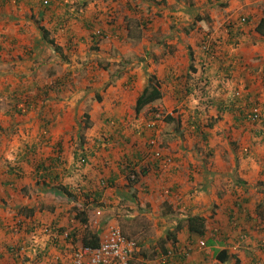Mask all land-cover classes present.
<instances>
[{
  "label": "crops",
  "instance_id": "0c3cea01",
  "mask_svg": "<svg viewBox=\"0 0 264 264\" xmlns=\"http://www.w3.org/2000/svg\"><path fill=\"white\" fill-rule=\"evenodd\" d=\"M39 1L16 0V2H10L0 0V37H3L9 43V48L12 49L11 53L14 56L11 60L5 58L6 56L3 54L0 57V101L1 99L6 100V95L4 98L1 92L6 89L8 91L11 84L9 81L18 83H12L16 87L15 90L19 92L25 90L23 89L25 85L20 83V80L24 79L25 65L28 64L27 66L31 67L34 63L30 59L41 60V58H44V54H42L44 48L42 47H45L46 44L49 53H55V50L63 52L66 49L69 50L72 46L71 42L78 40L79 45H82L87 40L88 32L83 27V22L80 19L77 20L79 22L77 27L74 26L73 29H70L72 27L69 26L67 29H57L56 21L63 12L62 9L66 2L51 0L49 10L43 11L36 7ZM48 1L50 3V0ZM130 1L132 2V0ZM136 1L147 6L145 8L147 11L146 18H142L141 23H139V34L141 30L146 31L148 29L158 37L159 41L153 45L161 50L160 56L145 55L138 71L122 76L116 81L118 89L113 93L117 96L109 99L110 95L103 97L100 102H93L89 112L90 119L94 121V126L92 127L90 121V126L86 128V134L88 135H84L85 140L84 137H75L74 139L71 137L65 139L64 136L53 137V129L58 126L54 125L53 121L60 118L64 119L66 117L65 109L63 107V109H60L52 104H45L42 108H37V103L34 104L35 95L30 97L31 101L29 100V104L31 103L35 107L28 106V110L26 109L24 112L26 115L34 114V116L39 117L36 134H34V124L25 123V121L13 127L11 125L6 127L0 125V135L4 138L2 140L0 137V244L5 247L6 244L8 246L20 243L28 247L21 258L22 261L14 258L11 253L3 248L0 253V264H34V219H38L35 221L37 223H40V220H47L58 223L64 228L76 227L74 229L78 230V236L80 237H82L85 228L96 231L101 237L106 227L116 221L120 212L126 210L127 213L131 212L135 215L145 214L152 221L148 227L143 225L142 231L146 233L139 244L141 246L137 247V251L141 247L140 253H134L135 264H161L158 260L159 257L156 256V250L157 253L160 252L159 240L161 239L166 242L164 243L167 248L176 247L179 252L188 251L185 256H178L175 259L173 257L174 261L168 262V264H206L208 261H214L213 251L215 248L222 249L224 247L220 246L217 240L211 238L209 230L212 228L207 224L208 219H214L213 217L218 219L217 224L212 225L213 229H221L220 231L224 233L225 236H221L223 239L220 237L219 241L230 243L240 231V228L238 229L235 227L236 225L228 222L227 212L234 207V209L243 212L242 218H244L246 212L252 214L256 210L264 211V142L258 141V139H255V142L248 141L243 121H235L237 117L241 119L239 113L247 100L236 101L229 110L222 111L221 106L217 105L220 101L232 97L233 92L231 89L243 83L242 78L244 79V77L248 79L257 78L264 83V35L254 31L256 35L255 43L246 45L244 41L242 42V38H245V36L240 34L238 36L239 51L229 52L239 57V64L235 68L234 66L231 68L232 65H230L229 59H222V61H214V59L207 61V59H204L203 74L204 76L205 74L208 75H206V78L200 77L202 58L199 47L196 46L191 36L187 37L184 34L182 24L185 19L204 24L210 20L209 17L215 18V13H211V8H209L211 4H208L207 0H200L197 2L192 1L194 3L191 2L190 6L185 7L183 6V0ZM69 2L73 3L77 12L80 7L75 4H79L81 1L69 0ZM82 3H84V0ZM124 4L129 3H122L120 6L122 15L117 18V23H124L126 16H132L129 9L126 11L123 7ZM7 8L12 11H5ZM101 8L98 6V9L101 10ZM81 11L84 10L81 9ZM95 12L97 11L94 10L92 13ZM199 14L204 16L199 19ZM86 15H89V13H86ZM161 23H165V26L160 27ZM42 25L48 31L47 40H44V33L40 29ZM117 30L121 31L123 36L121 39H125L127 42L139 40L126 38L127 33L136 35L126 25ZM60 32L63 40L62 36H59ZM30 43H34V49L32 45L29 46ZM227 43L231 47L234 40L228 39ZM117 44L119 45V43ZM83 47H86V45H83ZM250 49L251 53L248 52ZM221 51L225 50L222 49ZM34 56H36L35 59ZM77 56L79 62L84 58L83 54ZM71 59L73 58L71 57ZM73 62L66 61L64 65L68 68L76 67ZM77 66H79V63H77ZM145 71H152L153 75H156L162 96L157 102L149 104L148 107L136 113L134 112L136 98L147 84L150 76V73L149 76H146ZM71 74L72 72L68 71L64 75L57 74L54 76L56 80L58 77L59 79L71 77ZM202 78L210 86L207 100L210 98L216 99L212 106L205 104L203 98L206 97L203 96L200 99V96L182 90L184 85L188 86L190 82L199 81ZM225 81H228V83ZM236 82L238 84H235ZM5 84L7 85L5 86ZM254 87H256V82ZM11 94H14V92L12 91ZM43 96L44 100L45 97L47 99L52 98L48 94ZM128 97L131 99L130 107L127 106ZM18 98L17 96L9 97V102L6 101L3 105L0 116L24 115L18 113L21 112V109L16 107ZM63 99L66 98L63 97ZM260 100L264 108V93L260 94ZM159 101L163 104L160 109L166 108L167 112L173 111L181 118H176V126L171 131L174 138L168 143L167 147L164 146L166 152L177 162L173 168H177L171 170L170 167L160 177L149 171L147 175L146 172L142 173L139 178L140 183L144 185H130L125 178V161L138 160L145 153L144 139L137 138L138 136L135 134L141 137V134L138 133L140 130L137 128L138 125L133 123L132 127H129V132L133 134L130 138H127V144L121 142L124 138L116 141V135L125 132V130H121L122 124H120L119 129H116L115 126L111 127L103 124L101 122L102 117L121 119L127 115V110L131 108L136 117H146L149 113L151 114L149 109L159 105ZM84 108H86V104H80L79 111L82 112ZM36 109L39 111H36ZM67 109L70 110L69 107ZM144 110L145 112H142ZM188 111L191 114L187 115ZM142 113H145V115ZM193 115L195 117L199 116V121ZM183 117L195 118L198 124L200 122V125H197L198 130L182 129L184 127L182 126ZM44 118H46L45 121ZM228 118L232 121L226 122ZM218 121H221V123L218 124ZM67 128H62L60 130L61 134L68 133L72 129ZM196 130L199 133H195ZM186 131L191 134L188 140H183L180 137H184ZM217 131H221L223 135L229 137V140H225L226 151L224 152L217 149V145L213 140L211 133ZM12 133H19V136L17 139H12L13 143H10L7 135L10 138L14 135ZM149 133L146 130L145 135ZM102 134L108 137V141H110L106 147L101 145L100 140L95 139L99 135L102 136ZM231 137L234 139H231ZM249 138H253L252 134ZM82 140L84 142L81 146L85 150L87 160L85 159L86 162L85 160L81 161L76 167L74 164L77 163H73L74 152L72 150L80 148L79 144ZM25 146L35 147L36 152L33 155L25 156L22 151ZM244 146L248 147V153L251 152V156L246 154V149H244V153L242 152ZM59 147L63 148V159L66 161L61 162L55 168L58 177L51 185L61 184L68 187L67 195L62 193V189L43 186L41 179L46 175L45 170L41 169L44 173L41 170H34L35 163H47L49 159H55ZM55 149H57L56 152ZM204 150H207L208 154H203ZM14 163L20 164L23 168V172L18 178L17 176L14 177L12 168H10V165ZM62 163L64 164L61 165ZM216 167H219V169ZM221 179L230 180V184H226V189L223 190L222 195H219L221 199L217 200L220 203L214 206L210 199L215 196L216 192L213 181ZM210 180H212L213 185ZM234 183L236 186H234ZM76 185L78 186L76 187ZM167 185H170L173 191L170 195H163L161 187ZM135 196L140 198L138 203ZM178 199L184 201L186 205L179 204L183 210L178 209ZM162 203L170 209L166 210ZM127 207H129V210ZM76 209L85 211V217L88 218L87 225L81 224L74 218ZM215 210L218 211L217 214ZM23 214L28 215L24 223L25 228L18 231L12 230L11 227L17 220L24 217ZM196 214L207 219H205L206 235L203 237L207 244L205 247L198 245L200 237L194 239L187 231V217ZM250 219L252 220V218ZM252 221L255 222V219ZM248 223L251 222L242 223L251 235L247 240L248 245L243 244L241 248L239 247L243 252H239L237 255L233 253L235 255L225 264H234V261H239L242 264H253L254 259L257 263V257L264 258V254L259 253L257 249L260 232L249 226ZM36 232L40 235L39 230H36ZM208 237L210 238L208 239ZM80 239V242L77 241L78 244H81ZM209 240H212L213 244H209ZM65 245L68 246V249L63 250L61 254L62 263L59 264H69L70 261L72 250L69 243ZM51 255V259H56V264H58L56 255L60 254L55 249H51ZM143 256H146V258Z\"/></svg>",
  "mask_w": 264,
  "mask_h": 264
},
{
  "label": "rangeland",
  "instance_id": "374dc122",
  "mask_svg": "<svg viewBox=\"0 0 264 264\" xmlns=\"http://www.w3.org/2000/svg\"><path fill=\"white\" fill-rule=\"evenodd\" d=\"M81 2L83 0H80ZM192 1H200V0H186L183 4V6L187 7L191 5ZM75 4L76 6L80 7V4ZM129 3L124 4L126 11L129 9L130 13L132 14V17L138 18L141 22L142 18L145 17L147 11L145 8H147L146 5L142 4V2L138 3L136 0H84V3H86V11H91L93 12L94 10H100L98 9V6L102 7L101 8V13L104 15V18L107 17L112 21V24L115 25L118 22V17L121 16V10L120 6L122 3ZM115 3V6H114ZM194 3V2H192ZM208 4H211L209 8H211V13H215V18L209 17V21L207 23H196L194 21H189V20H184L182 27H183V32L186 34L187 37H192L194 39V42L196 43V46L199 47V51L201 54L202 58V65L203 62L205 61L204 59L213 60V59H229V63L231 68L234 66V68L239 64V57L236 56L234 53H229L230 51L238 52L239 47H240V42L238 41V36L240 34H243L242 36H245V38H242V42L244 41L246 45H251L252 43H255V38L256 35L254 34V25H256L257 21L260 19L261 16L264 15V0H207ZM253 3V4H252ZM128 5V6H127ZM5 11L11 12L9 8H7ZM211 15V14H210ZM204 15L199 14V19L202 18ZM131 17V18H132ZM146 18V17H145ZM197 18V17H196ZM245 18L246 21H248L247 24L244 23V25H240L241 20ZM216 19V20H215ZM78 21H73L69 24V27H72L70 29H73L74 26L77 27ZM119 24L120 29L121 26L126 25V23L121 22L117 23L116 25ZM115 25V26H116ZM165 23H161L160 27H164ZM176 26V25H175ZM229 26L234 29L235 27H239L237 33H233L229 30ZM105 27V25H103ZM96 27L94 30L89 31L87 30V40L83 42L82 45H79V41L77 40L76 42H71L72 46L68 50L66 49L64 52L63 51H58L55 50V53H49V50L47 48V44L42 51V54H44V58H41V60H31L34 64L31 65V67H28L25 65V70H24V79L20 80V83H22L24 86L22 92H19L16 89L15 85L13 84H18L9 81L10 87L6 90H3L1 93L5 98L6 95V100L1 99L0 101V111L3 109V105H5V102H9V97H14L17 96L20 98V101L18 100L16 102V106L19 107L21 110V114L24 115H16L14 117L8 116V117H3L0 116V125L3 127H6L7 125H11L13 127L14 125H18L21 122L25 123H33L34 124V134L37 133V126H38V119L39 117L34 116V114H27L24 112L26 111L27 107H35L34 105L29 104L30 97L32 95H35V100L34 104L37 103V108H42L45 104H52L55 107H58L60 109H65V116L64 119H58L53 121L54 125H58L54 127V136L57 138L58 136L62 137L64 136L65 139L71 137L74 139L75 137L82 138L88 135L86 128L90 126V121L92 122V127L94 126V121L90 119V112L89 109L91 108L92 104L94 101L100 102V100L103 97L110 96L111 98L117 96L116 94L113 93V91H116L117 88V83L116 81L122 77L126 76L133 71H138L140 69V64L143 62V58L145 55L149 56H160L161 50L159 47H154L153 44H157L158 37L156 35H153L150 30L143 31L141 30L140 32V39L138 41H128L123 38L121 35V31L117 29H113L116 31H110V29H107V27ZM146 29V28H145ZM144 29V30H145ZM101 31V33L98 31L96 34H94L95 31ZM242 31V32H240ZM245 31H247L245 33ZM134 32L136 34H139V31L137 29H134ZM95 35V37H94ZM1 36V35H0ZM59 36H62V33H59ZM232 36V39L234 40V43H232V46L229 47L227 40ZM156 37V38H155ZM227 37V38H226ZM63 40V36L61 37ZM127 38V37H126ZM7 40V38H6ZM119 43V45L117 44ZM201 43V44H200ZM4 44V45H3ZM206 44L208 47H212V52L208 51H203V45ZM27 45V44H26ZM32 45L34 49V43H30L29 46ZM53 45V44H52ZM83 45H86V47H83ZM54 46V45H53ZM8 49V50H7ZM156 49V50H154ZM224 49L226 51H221ZM229 49V51H228ZM57 51V52H56ZM12 49L9 48V43L3 39V37H0V57L1 55H5L4 57L11 60L14 58L13 54L11 53ZM148 52V54H147ZM251 53V49L248 51ZM16 53V52H14ZM38 54L40 52H37ZM84 55V58L81 62L77 61L76 56L77 55ZM76 55V56H74ZM71 57L73 59H71ZM78 57V56H77ZM66 61H74L73 64L76 65V67H71L68 68V66H65L64 64ZM206 61V63H207ZM37 63V66H36ZM77 63H79V66H77ZM202 65H200V71H203ZM136 66V67H134ZM204 66V65H203ZM143 68V67H142ZM154 69V68H152ZM149 69V70H152ZM145 70V69H144ZM72 72L70 75L71 77H66L64 78L65 81L63 83L59 84L54 90V88H51L54 84L55 81V76L54 75H64L67 72ZM146 76L153 75L152 71H145ZM142 77V76H141ZM142 79V78H141ZM234 79V77H233ZM232 79V80H233ZM245 79V80H244ZM242 78L243 83L238 84L236 82L235 84L236 87L232 88L231 91L234 92L238 91L240 93H243L244 95H248L250 101L252 103H255L258 107L261 108L262 114H264V108L261 105V100H260V94L264 93V83L262 80L259 79H254V78ZM226 80V78H225ZM231 80V82H232ZM251 82H250V81ZM34 81V83H33ZM200 80L199 82L202 84ZM228 83V81H225ZM256 82V87H254ZM13 83V84H12ZM58 83V82H57ZM8 84V83H7ZM5 84V86L7 85ZM140 85V84H138ZM30 86L31 88H29ZM141 86V85H140ZM143 86V85H142ZM263 87V88H261ZM258 90V91H257ZM14 92V94H11V92ZM17 91V92H16ZM140 91V90H138ZM48 94L50 99H47L44 96ZM58 94V95H56ZM65 97L66 99H63ZM129 98V97H128ZM63 99V100H62ZM62 100V101H61ZM82 100V101H80ZM31 101V100H30ZM61 101V102H59ZM210 101V100H209ZM157 102V101H156ZM216 102V101H215ZM214 102V103H215ZM83 103L86 104V108L83 109L82 112L79 111V106L80 104L83 105ZM159 105H156L157 107V112L154 114V117L158 118V120H162L157 126L152 129L148 130L145 128L146 123L152 119V113L149 115H146V117H136L132 112V108L127 110V115L126 116H121L122 118H112V117H102L101 122L105 125L108 126H115L116 129H119L120 123L122 124V129L125 130V132L119 133L116 135V141L121 140L122 138L123 141L125 142V139L130 138L133 133H130L129 127H132V124L134 123L138 125V128L141 134V137H139L138 134H135L138 136L137 138H143L144 143L146 145V151L147 154L150 153V150H158L161 152L162 155H165L166 152L165 147L168 146V143L172 141V138L174 136L171 134V131L174 130L176 126V118L179 117L176 115L173 111L167 112L166 108L160 109V107H163V104L161 101H159ZM207 102H205L206 104ZM8 104V103H7ZM131 104V99L129 98L128 100V105L130 107ZM213 103H210L207 106H212ZM63 107V108H62ZM70 108L68 110L67 108ZM45 108V107H44ZM28 110V109H27ZM36 111H39L36 109ZM142 112H145L142 111ZM145 115V113H142ZM174 115V116H173ZM213 116V115H212ZM151 117V118H150ZM167 117H171V121L167 120ZM46 118H44L45 121ZM113 120V123H110L111 120ZM175 119V120H174ZM179 119H181L179 117ZM184 122L182 129L188 125L187 118L183 117ZM166 121V122H165ZM232 121L229 118L226 120V122ZM212 123V122H211ZM221 121H218V124H220ZM259 126V124H258ZM1 127V126H0ZM70 127L72 128L70 132H64L61 134L60 130L62 128H67ZM135 128V126H134ZM68 129V128H67ZM146 130H148L150 133L148 135H145ZM163 131V133H162ZM185 131V130H181ZM246 139L250 142H255V139L249 138V136L252 133H249L246 129ZM2 133V132H1ZM162 133V135H161ZM10 138L7 135V139L10 143H13L11 141L12 139H17L19 136V133H12ZM190 132L186 131L184 137L181 136L180 138L183 140H188L190 136ZM213 135V140L215 144L217 145V149L220 152L226 151L225 149V140H229V137L226 135H223L221 131L213 132L211 133ZM2 135H0L1 137ZM99 140H102V136H98ZM63 138V139H64ZM237 138V136H235ZM2 140L4 138L1 137ZM134 140V138H132ZM231 139H234L231 137ZM109 140V139H108ZM212 141V140H210ZM100 142V141H99ZM110 142V141H108ZM107 142V143H108ZM165 146V147H164ZM244 149H246V154L248 156H251V152H249L248 147L244 146L242 149V152L244 153ZM207 153V150H204L203 154ZM229 155V153H227ZM136 162V161H134ZM160 166L157 169H150L149 172L154 173L158 177L162 176L163 172H166V168H162ZM219 169V167H216ZM174 169V168H172ZM137 173V178L134 181L128 182L130 185L132 184H141L140 176L141 172L136 170ZM222 171V170H221ZM148 171L145 173L146 175L149 173ZM144 182V181H143ZM189 182V181H188ZM212 182V180H210ZM214 185L216 187L215 190V196L210 198L212 201L211 203L215 204L220 203L217 200L221 199V196L223 193V190L226 189L227 185L230 184V180L228 179H221V180H214ZM212 182V185H213ZM144 184H141L140 186H143ZM234 186L236 184L234 183ZM172 187L170 185H167L166 187L163 186L161 187L163 195H170ZM166 191H168L166 193ZM136 197V202L138 203L140 198L138 196ZM179 210H183L181 205H185L184 201H181V199L177 200ZM158 204V203H156ZM161 205V204H160ZM169 205V204H168ZM218 205V204H217ZM162 206L166 209L169 210L170 208L166 207L164 203H162ZM186 206V205H185ZM129 210V207H127ZM214 208V207H213ZM150 209H152L150 207ZM214 209H217L216 207ZM154 213V212H152ZM215 213L217 214L218 211L215 210ZM252 219H255V222L253 224L256 225V227H264V211L258 212L257 210L255 212H252L251 214ZM214 219H206L207 224L213 228V224H217L218 219L213 217ZM35 221L38 219H34ZM42 224H50L51 222L45 220H40ZM152 221L148 216L145 214H132L131 212L127 213V210L125 212H120L119 217L116 219L115 222H112L113 225L119 226L120 229L124 232V234H130L131 233V238L136 241V243L139 245L141 240H143V235L144 231L142 229L144 228L143 225H146L148 227L151 225ZM14 226V225H13ZM13 226L11 227L13 229ZM257 230V229H256ZM263 234L259 235V242L261 241L262 243L264 242V237H262ZM64 236V235H63ZM251 237L250 233H248L247 240ZM39 238H37V241ZM247 240L245 241V245H248ZM40 243V242H39ZM34 245L36 246L37 243L34 242ZM250 245V243H249ZM23 248L25 251H27V246L22 244ZM34 246V264H56V259H51V257H47L46 255L43 254L41 258H37V255H39L38 249ZM141 248V247H140ZM139 248V251H141ZM258 249V248H257ZM137 251V249L135 250ZM139 251L135 252L136 254L140 253ZM236 255L239 252H243V250H233ZM259 251V249H258ZM260 253V252H259ZM25 253L23 252L22 254L19 253L18 259L22 261V257ZM135 261V260H134ZM133 261V263H134ZM234 264H242L239 261H234Z\"/></svg>",
  "mask_w": 264,
  "mask_h": 264
},
{
  "label": "trees",
  "instance_id": "16d2710c",
  "mask_svg": "<svg viewBox=\"0 0 264 264\" xmlns=\"http://www.w3.org/2000/svg\"><path fill=\"white\" fill-rule=\"evenodd\" d=\"M6 1H8V0H6ZM61 1L63 3L64 2H66V3L64 4V7L62 9L63 12L59 15L58 21H56L57 29H65V28L67 29L69 24L72 22V20L77 21L79 19L81 22H83V27L86 30L91 31V33L94 30V28L103 27V25H105V27H107V29H110V31H112L113 29H117L119 27V25H117V28H116L115 25L113 26L112 21L110 19H108L107 17L104 18V15L101 13V10H97V12H95V13H92L91 11H86V7H85L86 3L80 4L79 10H77V12H76L73 3H70L69 0H61ZM48 2H49L48 0H40L36 7L42 9L43 11H48L50 8L51 0H50V3H48ZM81 9H83L84 11H81ZM86 13H89V15H86ZM131 17L132 16H126L125 17L126 20L124 22L126 23V27L129 28L132 32L134 31V29L140 30L139 29L140 28L139 23H141L140 20L138 18H134V17L131 18ZM247 23H248V21H246L245 24H247ZM105 27H103V28H105ZM40 29L44 33V36H45L44 40H47L48 39L47 38L48 31L45 30L46 29L45 26L44 25L40 26ZM254 30L258 34L264 35V15L261 16L260 19L257 21L256 25H254ZM97 31H99V30H97ZM113 31H115V30H113ZM99 32L101 33V31H99ZM240 32H242V31H240ZM94 34H96V31L94 32ZM94 37H95V35H94ZM140 37H141L140 34L133 35L131 33H127L128 39H140ZM229 39H232V36H230ZM209 48L212 51L213 48L212 47H209ZM218 58L214 59V61L215 60H221L222 61V59H218ZM202 68H203V65H202ZM200 74H201L200 77H204V78H206L207 77L206 75H208V74H205V76H204L203 71ZM201 80H202L201 81L202 84L199 82L200 80L199 81L195 80L193 82H190V84H188V86L184 85V88L182 90L186 91L189 94L190 93L196 94V95L200 96V99H201V97L203 98V96L206 97L203 99L208 104L214 103L216 101V99L210 98L209 99L210 101L207 100V95L209 96L210 86L207 84V82L205 80H203V78ZM63 81H65V79H59V77H58L54 81V84L51 88H54V90L57 89L56 87L59 84L63 83ZM177 91H178V89H177ZM161 96H162V91L160 89L159 80L157 79L156 75L149 76L147 84L144 86L143 90L139 93V95L136 98L135 105H134V112H136V113L140 112L141 110L148 107L149 104L158 101L161 98ZM241 99H246L247 101L245 102L244 106L241 107L242 111L239 113V116L241 117V119L237 117L235 119V121L236 122H242L243 121L245 129L247 131L252 132L253 139H258V141L264 142V114L261 113L262 110L260 107H258L257 105H255V103H252L250 101L248 95H244L243 93H241L240 96L232 95L231 98H229L227 100H222L219 103H217V105L221 106L222 111L226 110V109L229 110L230 108H232V105L236 103V101L241 100ZM18 100H19V98H18ZM253 108L258 109L260 118L254 119V120L249 118V114L252 112ZM17 109H19V107H17ZM149 111H151V113H152V115H151L152 119L155 118L154 114L157 112V108L151 107L149 109ZM189 113L191 114V112L188 111L187 115ZM233 115H234V113H233ZM198 117L199 116H197L195 118H197L199 121ZM195 118H191V117L188 118L187 117L188 125L185 127L187 130L198 128L197 125H200V122L198 124V122L195 121ZM177 119H179V117H177ZM110 120L111 119H109V121ZM167 120L171 121L172 119H171V117H167ZM115 121H116V118H115ZM111 122H113V120H111ZM258 124H259V126H258ZM197 130L195 131V133L196 132L199 133ZM203 138H204V136H203ZM95 139L98 141L99 137H97ZM96 140H95V142H96ZM100 141H101V145L103 147L108 146V143H107L108 137H106L102 134V140H100ZM126 141H127V139H125V143L127 144ZM83 142L84 141L82 140L81 143L79 144V146H81L83 144ZM56 150L57 149H55V152H56ZM22 151L24 152L25 156L33 155L36 152V148L35 147L30 148V147L25 146V148L22 149ZM72 151L74 152L73 163H77V164H74L76 167H78V165L81 163V161H84L85 159L87 160L85 150L82 148V146L80 148L79 147L74 148ZM146 154H147V151H145V153L138 160L136 159L135 160L136 162H134L133 159L125 161V165L127 167H130V169L133 171L138 166V171L141 173H145V172L149 171L148 169H151V168H157L158 166L147 167V166L141 165ZM63 157H64L63 148L59 147L56 154H55V157H54L55 159L51 158L47 161V163H44V162H42L41 164L35 163L34 164V170L35 171H38L41 169L45 170L46 175L44 177H42V179H41L43 186H49L50 188H58L59 190L62 189V191H63L62 193L67 195L68 194V191H67L68 187L63 186L61 184L54 185V186L51 185L56 180V177H58V173L55 171V168L58 167L61 162L66 161L65 159H63ZM86 160H85V162H86ZM63 164L64 163H62L61 165H63ZM139 165H141V166L139 167ZM10 168H12V172L14 174V177L17 176V178H18V176H20L21 172H23L22 166H20V164H18V163L11 164ZM42 173H44V172L42 171ZM128 174L129 173H127L126 176ZM69 175H71V173H69ZM134 182H136V181H134ZM77 186L78 185H76V187ZM76 210L77 211L74 213V218L77 219L81 224L87 225L88 218L85 217V211L84 210H78V209H76ZM258 212H260V211H258ZM23 215H24V217H21L20 220L16 221L12 230L18 231L19 229L25 228L24 223L26 222V220H27L26 218L28 215L27 214H23ZM242 215H243V212L239 209H234V207L229 212H227L228 222H233V223H235L236 228H238V229L240 228V231H238V233L235 235L234 239L232 240V243L235 240H240L241 235H244V233L247 232L246 226H244L242 224V223L247 222V221L251 222V223H248V224H250L249 226L256 228L257 231L260 232V235L263 234L262 237H264V227H262V226L256 227V225L253 224L254 223V221H252L253 219L252 220L250 219L252 217H251V214L249 212L244 213V218H242ZM241 220H243V221H241ZM55 224H57L58 226H56L54 229H51V226L55 225ZM186 224H187V231H188L189 235L192 236V238H194V239L198 238L199 239V237H203L206 235V229H207L206 228V221H205V218L202 217L201 215L196 214V215L188 216L186 219ZM49 226H50V228H49ZM49 226H48V224L44 225L42 223H37L34 221V242L37 243V245L36 246L34 245V246L39 251V253H38L39 255H37V258H41L43 256V254L46 255L47 257H51L52 256L51 255V249H55L60 254V255H56L57 262H58V264L62 263L61 254L63 253V250L68 249V246L65 244L69 243L70 248L72 250V253H71V256L69 258L70 261L68 263L72 264L74 253L78 249V247L85 246V247L94 248V247H97L99 245L100 237L96 231H93L91 229L85 228L83 231L84 233L82 232V237H80V236H78L79 235L78 230L74 229L76 227L71 226L69 228H64L55 222H51L49 224ZM44 227L48 228V230H45ZM35 228H37V229H35ZM36 230L40 231V235L36 232ZM220 230L221 229H218L219 232L217 235L219 237L225 236L224 233ZM28 231H29V229H28ZM64 233L67 234L66 237L63 236ZM131 233L132 232H130V234H125L126 237L132 239ZM78 237L81 238V239L79 238L81 240V244L77 243V241H79ZM37 238H39L38 241H37ZM209 238L210 237H208V239ZM164 242L165 241H163V239L159 240V249H160L159 251L160 252L157 253V250H156V256H161L163 254H166L167 251L170 250V248L165 247L166 242L165 243ZM208 243L213 244V241L209 240ZM220 243L225 244V241L220 242ZM257 244H258L259 252L264 254V242L262 243L261 241L260 242L258 241ZM3 248L5 250H7L9 253H11L12 256L16 259H18L19 253L22 254L23 252H25L22 244H20V243L8 245V246L6 244L5 247H3L0 244V253H1ZM174 250H176V252H174V254L169 258V262H171V261L173 262L174 259L178 256L179 257L183 256L182 253L179 252V249H174ZM213 253H214L213 254L214 261H208V263H206V264H225L235 255L230 250H228L227 248H222V249L215 248ZM143 257L146 258V256H143ZM173 257H174V259H173ZM258 258L259 257L256 258L257 263L254 259L253 264H264V258L263 259L262 258L258 259ZM134 260H135V258L132 257L130 263L135 264ZM133 261H134V263H133ZM199 264H203V263H199Z\"/></svg>",
  "mask_w": 264,
  "mask_h": 264
},
{
  "label": "built area",
  "instance_id": "2783aa9c",
  "mask_svg": "<svg viewBox=\"0 0 264 264\" xmlns=\"http://www.w3.org/2000/svg\"><path fill=\"white\" fill-rule=\"evenodd\" d=\"M245 22L246 19L243 18L240 25H244ZM238 28L239 27H235L232 29L230 26L227 30L237 33ZM97 32L98 31H96V33ZM203 51L212 52L206 44L203 45ZM234 95L240 96V92H235ZM249 118L252 120L260 118L257 108L252 109V112L249 114ZM153 124L154 122L148 123L149 126ZM152 157L160 159L162 166L170 162V159L162 158L159 151H155ZM129 178L133 180L135 175L131 173ZM56 226L58 225H52L51 229H54ZM45 230H48V228H45ZM66 236L67 234L64 233V237ZM246 237V235H241L240 240H238L234 245H231L230 248L232 250H236ZM199 246L204 247L205 241L200 240ZM135 249L136 243L133 240L128 239L118 226L112 224L109 225L103 232L97 247H78L74 253L72 264H131L130 261ZM174 252L175 251L173 249H170L166 254L159 256L158 260L161 264H167L169 262V258L174 254ZM183 255H187V252H183Z\"/></svg>",
  "mask_w": 264,
  "mask_h": 264
},
{
  "label": "clouds",
  "instance_id": "9594fccd",
  "mask_svg": "<svg viewBox=\"0 0 264 264\" xmlns=\"http://www.w3.org/2000/svg\"><path fill=\"white\" fill-rule=\"evenodd\" d=\"M8 1H10V2H12V1H14V2H16V0H8ZM235 92H238V91H235ZM234 92V93H235ZM234 95V94H233ZM240 95H241V93H240ZM150 122H154V124L153 125H151V126H149L148 125V123H150ZM160 122H162V120H158V118H153V119H151V120H149L147 123H146V125H145V128L146 129H148V130H152V129H154L156 126H157V124H159ZM111 123H113V122H111ZM155 151H158V150H150V153L149 154H146V156L144 157V159H143V162L141 163V165H144V166H147V167H152V166H154V167H156V166H158L157 168H159L160 166H162L161 165V161H160V159H155V158H153L152 156H153V154H154V152ZM160 152V151H159ZM161 153V152H160ZM161 156H162V158H165V159H170V162L167 164H165L164 166H162L161 167V169L162 168H166L167 167V169L166 170H168L170 167V169L171 170H173L172 168L177 164V162L174 160V158L171 156V155H169V154H167V153H165V155H162L161 154ZM147 160V161H146ZM146 161V162H145ZM154 164V165H153ZM141 165H139V167L141 166ZM160 165V166H159ZM170 165V166H169ZM124 168H125V178H126V181L127 182H131V181H134L136 178H137V171L136 170H138V166L136 167V169L133 171V170H131L130 169V167H127L126 165H124ZM157 168H151V169H157ZM177 168V167H176ZM176 168H174V169H176ZM148 170H150V169H148ZM127 173H129L127 176H126V174ZM134 174L135 175V178L132 180V179H130L129 178V175L130 174ZM168 191H166V193H167ZM232 224H234L235 225V223H233V222H231ZM109 225H112V224H109ZM108 225V226H109ZM107 226V227H108ZM106 227V228H107ZM119 227V226H118ZM120 228V227H119ZM122 231V230H121ZM209 232L211 233V238L212 239H214V240H217L218 242H219V245L220 246H224V247H222V248H227L228 250H230V251H232V253H234V251L230 248V246L231 245H234L238 240H235L233 243H232V240H231V242L230 243H225V244H221L220 242L221 241H219V236L217 235L218 234V230H214L213 228L212 229H210L209 230ZM123 233V232H122ZM124 234V233H123ZM125 235V234H124ZM244 235H246L247 237H248V232H246V233H244ZM126 236V235H125ZM204 237V236H203ZM203 237H200L201 239L200 240H204L205 241V246L207 245L206 244V240H205V238L203 239ZM247 237H246V239L241 243V245L239 246L240 248L242 247V245L243 244H245V241L247 240ZM128 239H130V238H128ZM131 240H133V239H131ZM199 240V241H200ZM135 243H136V241L135 240H133ZM199 241H198V245H199ZM204 246V247H205ZM257 246H258V244H257ZM137 247H138V244L136 243V249H137ZM201 247V246H200ZM237 248L238 250L240 249V248ZM135 249V250H136ZM170 249H177L176 247H170ZM175 252H176V250H174ZM183 252H187V254H188V251L186 250V251H181V253H182V255H183ZM134 253H135V251H134ZM134 253H133V255H134ZM183 256H185V255H183ZM133 257V256H132ZM159 257V256H158ZM155 262V261H154ZM168 264V263H167Z\"/></svg>",
  "mask_w": 264,
  "mask_h": 264
}]
</instances>
